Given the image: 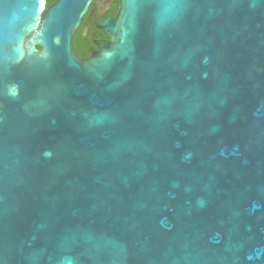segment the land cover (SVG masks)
<instances>
[{
	"label": "water",
	"instance_id": "water-1",
	"mask_svg": "<svg viewBox=\"0 0 264 264\" xmlns=\"http://www.w3.org/2000/svg\"><path fill=\"white\" fill-rule=\"evenodd\" d=\"M0 0V264H264V0Z\"/></svg>",
	"mask_w": 264,
	"mask_h": 264
},
{
	"label": "flooded vegetation",
	"instance_id": "flooded-vegetation-1",
	"mask_svg": "<svg viewBox=\"0 0 264 264\" xmlns=\"http://www.w3.org/2000/svg\"><path fill=\"white\" fill-rule=\"evenodd\" d=\"M122 0H93L73 39V51L86 60L101 50V44L112 41L101 26L115 20L121 9Z\"/></svg>",
	"mask_w": 264,
	"mask_h": 264
},
{
	"label": "trees",
	"instance_id": "trees-1",
	"mask_svg": "<svg viewBox=\"0 0 264 264\" xmlns=\"http://www.w3.org/2000/svg\"><path fill=\"white\" fill-rule=\"evenodd\" d=\"M56 0H47V7H49L53 2H55Z\"/></svg>",
	"mask_w": 264,
	"mask_h": 264
}]
</instances>
